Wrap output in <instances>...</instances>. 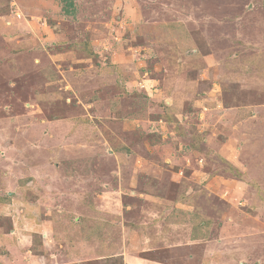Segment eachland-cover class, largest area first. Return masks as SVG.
Here are the masks:
<instances>
[{
    "label": "rangeland",
    "instance_id": "1",
    "mask_svg": "<svg viewBox=\"0 0 264 264\" xmlns=\"http://www.w3.org/2000/svg\"><path fill=\"white\" fill-rule=\"evenodd\" d=\"M0 264H264V0H0Z\"/></svg>",
    "mask_w": 264,
    "mask_h": 264
}]
</instances>
